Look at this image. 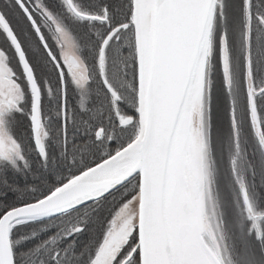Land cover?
I'll return each instance as SVG.
<instances>
[{"label": "snow or ice", "instance_id": "1", "mask_svg": "<svg viewBox=\"0 0 264 264\" xmlns=\"http://www.w3.org/2000/svg\"><path fill=\"white\" fill-rule=\"evenodd\" d=\"M0 264H264V0H0Z\"/></svg>", "mask_w": 264, "mask_h": 264}, {"label": "rangeland", "instance_id": "2", "mask_svg": "<svg viewBox=\"0 0 264 264\" xmlns=\"http://www.w3.org/2000/svg\"><path fill=\"white\" fill-rule=\"evenodd\" d=\"M32 51L33 52H35L36 51V48H35V46L33 45L32 46ZM65 54V53H64ZM67 55H70L71 54V51H67V53H66Z\"/></svg>", "mask_w": 264, "mask_h": 264}, {"label": "flooded vegetation", "instance_id": "3", "mask_svg": "<svg viewBox=\"0 0 264 264\" xmlns=\"http://www.w3.org/2000/svg\"><path fill=\"white\" fill-rule=\"evenodd\" d=\"M60 55H61V58H62V57H63V55H65V54H64V53H61ZM69 57H71V54L69 55Z\"/></svg>", "mask_w": 264, "mask_h": 264}]
</instances>
